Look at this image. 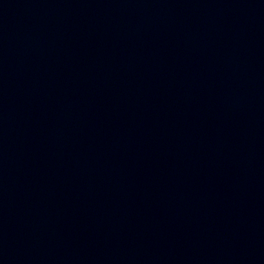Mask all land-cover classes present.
<instances>
[{"label":"water","instance_id":"95a60500","mask_svg":"<svg viewBox=\"0 0 264 264\" xmlns=\"http://www.w3.org/2000/svg\"><path fill=\"white\" fill-rule=\"evenodd\" d=\"M0 264H264V0H0Z\"/></svg>","mask_w":264,"mask_h":264}]
</instances>
